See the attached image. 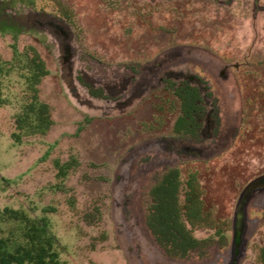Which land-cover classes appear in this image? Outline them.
<instances>
[{
	"label": "rangeland",
	"instance_id": "rangeland-1",
	"mask_svg": "<svg viewBox=\"0 0 264 264\" xmlns=\"http://www.w3.org/2000/svg\"><path fill=\"white\" fill-rule=\"evenodd\" d=\"M0 3L17 19L44 14L65 32L59 39L51 28L27 30L25 22L23 32L0 28V209L45 217L60 264H261L264 191L240 202L264 177V12L254 32L249 12L233 7L227 15L215 0ZM32 49L48 72L37 89L53 125L15 143L29 72L10 62L15 50L29 60ZM216 57L234 79L219 75L225 68ZM79 73L109 98H91ZM192 74L208 79L220 115L217 133L200 143L175 137L179 102L165 85L196 83ZM192 149L202 154L188 155ZM57 162L70 166L66 177L57 176ZM171 168L180 173L181 206L186 179L196 173L212 224L192 229L207 242L184 258L169 256L146 226L149 190ZM240 211L246 230L236 246Z\"/></svg>",
	"mask_w": 264,
	"mask_h": 264
},
{
	"label": "trees",
	"instance_id": "trees-1",
	"mask_svg": "<svg viewBox=\"0 0 264 264\" xmlns=\"http://www.w3.org/2000/svg\"><path fill=\"white\" fill-rule=\"evenodd\" d=\"M32 52V58L24 61L15 50L10 62L11 66L21 65L29 72L26 77L29 101L16 116L17 133L12 135L15 143L23 136L44 135L53 125L49 106L39 100L37 89L48 72L36 52ZM2 71L0 63V73ZM170 88L178 97L183 114L176 122V131L194 132L196 119L193 115L201 110H198L203 104L201 93L186 81L178 86L170 85ZM56 167L59 178L66 177L70 170L68 164L57 162ZM181 185L179 171L171 169L151 187L152 204L146 223L157 244L169 256L184 258L207 242L196 239L192 229L211 228L212 224L204 209L203 191L196 173L186 179L182 206L179 203ZM57 245L45 217L31 218L21 210L0 209V264H60ZM259 261L264 264V247L260 250Z\"/></svg>",
	"mask_w": 264,
	"mask_h": 264
},
{
	"label": "flooded vegetation",
	"instance_id": "flooded-vegetation-1",
	"mask_svg": "<svg viewBox=\"0 0 264 264\" xmlns=\"http://www.w3.org/2000/svg\"><path fill=\"white\" fill-rule=\"evenodd\" d=\"M215 1L217 3H219V5L222 7V11H224L225 13L227 12V15H231V9L233 7L234 8L237 7V10L239 12H241V11L243 13L249 12L250 25H251L252 29L254 28L253 30L255 32V28H256V25L258 22L259 12H264V0H215ZM14 11H12L11 8H9L8 10H0V28H2V27L12 28L15 31L23 32L24 30L21 29V24H23L22 22H25V24H27V26H26L27 30H36L39 32H45V30L51 28L52 32L56 36H58L59 39H60L61 35L65 36V32H64V30L61 29V26H59V25L54 26L53 24H51L48 21L47 16H45L44 14L38 15V14H34L33 12L32 13L28 12L27 14L22 15V18H20L21 19V21H20V19H17L18 16L12 14V13H15ZM7 13H10L9 17H8ZM15 21H16V23H15ZM18 21H20V23H18ZM252 42L255 43V40H252ZM64 47H65V52H67V54H68V58H71L73 54H71L72 53V47L70 45V42H69V45H66ZM205 51L207 53H209L210 55H213L211 53V51L209 50V46H207L205 48ZM216 58L223 64V66L225 68L224 70L221 71V74H219V75L224 76L226 71H227L230 74L231 79H234L232 77V72L230 71V67H228V63L221 57H216ZM229 65H231V64H229ZM237 68H238V66L234 64L233 69L237 70ZM196 75L195 74L191 75V78L194 81H196V83H193V82L190 83L189 79L182 81V82L186 81L192 87H196L203 97V104L200 105V107H198V110L199 109H201V110H199L198 112H196L193 115L194 118L196 119L194 132L184 133V132L176 131V129H175L176 122H177L179 117L183 116V114H182V110H181L180 101H179L178 97L175 95L173 89L170 88V85L178 86L181 83L176 84V83L169 81V82H166L165 85H166V88H168V91H170L173 94V96L179 102L178 115L175 118V120L173 121V125H172V130H173L175 137L180 138V139H186V140H189V141L194 142V143H200V142H204L206 140H209L210 138H212L214 136V134L217 133L218 127L220 124V115H219V108H218L216 99L214 98V96L212 94L210 84L207 82L208 79L204 78V76H199V75L196 76ZM76 80L79 83V85L86 91V93L91 98L100 99V100H104V99L109 98L101 88H95L92 85H89L88 83H86L84 81L81 73H79L76 76ZM209 130H211L210 131L211 134L208 133ZM177 152L178 151H175V154ZM197 154L201 155L202 154L201 150L192 149V152L189 153L188 155L195 157ZM171 169H177V168H171ZM171 169L166 170L164 174H166ZM179 175H180V173H179ZM263 191H264V186H257L253 190L248 192L245 199L248 198L251 200V199H253V197L256 194L262 193ZM149 192H150V190H149ZM243 202L245 203V200ZM239 213H241V211ZM241 215H242L241 221L243 222V227L240 231H238L236 229V226H235V228L232 231L233 235L231 238V245L238 246L239 241L241 240V237L245 233V230H246L245 229V222H246L247 218L242 213H241ZM147 228H148V226H147ZM148 230L151 233L149 228H148ZM151 235H152V233H151ZM152 237H153V235H152ZM218 237H219L218 240H223L222 244L226 243V237H225L224 233H220Z\"/></svg>",
	"mask_w": 264,
	"mask_h": 264
},
{
	"label": "water",
	"instance_id": "water-1",
	"mask_svg": "<svg viewBox=\"0 0 264 264\" xmlns=\"http://www.w3.org/2000/svg\"><path fill=\"white\" fill-rule=\"evenodd\" d=\"M70 84H72V81H71V79H70V82H69V84L67 85V86H70ZM257 186H264V177H261V178H259V179H257L256 181H254V182H252L245 190H244V192H243V195H242V199H241V202L240 203H242V201H244L245 200V198H246V196H247V194H248V192H250L251 190H253L255 187H257ZM241 217H242V215L241 214H237V216H236V229L238 230V231H240L241 229H242V227H243V222L241 221Z\"/></svg>",
	"mask_w": 264,
	"mask_h": 264
}]
</instances>
